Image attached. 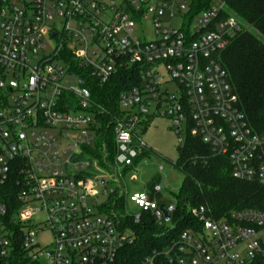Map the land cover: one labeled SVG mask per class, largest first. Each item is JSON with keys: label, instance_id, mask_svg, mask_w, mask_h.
I'll list each match as a JSON object with an SVG mask.
<instances>
[{"label": "built area", "instance_id": "1", "mask_svg": "<svg viewBox=\"0 0 264 264\" xmlns=\"http://www.w3.org/2000/svg\"><path fill=\"white\" fill-rule=\"evenodd\" d=\"M227 1L0 0V258L12 256L18 235L38 264H118L131 232L89 202L101 173L123 178L147 149L142 130L155 117L170 121L179 146L196 138L227 159L234 180L264 188V131L249 126L217 60L243 30L233 15L221 16ZM145 22L150 41L141 35ZM123 68H134L139 84L118 96L113 169L105 170L89 155L100 125L86 82L104 84ZM154 177L150 193H125L123 216L139 225L147 214L166 237L175 207L160 173ZM7 185L16 189L9 218ZM40 213L43 223L34 221ZM191 215L196 228L141 264H264V207ZM41 226L52 235L43 248L33 245Z\"/></svg>", "mask_w": 264, "mask_h": 264}, {"label": "trees", "instance_id": "2", "mask_svg": "<svg viewBox=\"0 0 264 264\" xmlns=\"http://www.w3.org/2000/svg\"><path fill=\"white\" fill-rule=\"evenodd\" d=\"M192 1L204 7L210 0ZM199 9L194 8L191 16ZM226 15H233L249 30H241L217 60L228 75L240 111L251 129L259 133L264 131V0H228L221 16ZM138 84V73L134 68L117 70L104 84L96 78H87L86 87L94 103L95 120L100 125L96 129L95 149L89 155L101 168L112 164L115 156L113 131L119 114L118 96ZM147 127L142 130L143 134ZM150 154L151 150L143 149L125 173L134 170ZM177 154L174 166L182 174V183L176 193H171L175 210L171 215L172 230L166 237L162 236L163 228L154 224L147 214H142L139 225L123 216L126 204L123 196L111 194L101 206V212L114 215L120 227L129 230L134 239L130 246L118 252V264H141L153 250L175 241L183 231L196 228L197 220L191 215L192 209L203 207L209 211L210 217L220 219L228 217L232 211L264 207V188L256 183L234 180L227 159L214 156L198 139L187 135ZM102 157H105L104 162ZM158 180L152 178L149 193ZM15 195L16 189L9 185L4 197L2 192V200L8 206L7 218L12 213ZM0 264L38 263L31 261L20 248V239L15 235L12 256L0 258Z\"/></svg>", "mask_w": 264, "mask_h": 264}, {"label": "rangeland", "instance_id": "3", "mask_svg": "<svg viewBox=\"0 0 264 264\" xmlns=\"http://www.w3.org/2000/svg\"><path fill=\"white\" fill-rule=\"evenodd\" d=\"M29 2L30 0H25ZM174 27H178V22H174ZM243 30H249L243 26ZM140 35V34H139ZM141 35L145 40L150 41L153 39V28L149 22H145ZM73 81H69V84H73ZM173 89V86H169ZM183 134H181V137ZM142 141L146 148L151 150V154L141 161L134 170L126 172L123 178H118L115 174L101 173V178L105 182L104 187L95 186L94 189L98 192V196L95 202H89V205L94 208L103 205L107 199L112 195L125 196V193H148L151 180L155 175L161 176V184L169 193H176L182 183V174L173 168V164L177 160L178 151V138L175 130L171 127V123L168 119L155 117L153 118L146 131L142 135ZM106 166V165H105ZM112 167V164L106 166ZM162 167V172H159V168ZM113 169V167L111 168ZM110 169V170H111ZM104 193V194H103ZM111 195V196H112ZM96 204V205H95ZM93 211H95V209ZM130 212H136V209L130 207ZM35 222L43 223L44 217L40 213L35 217ZM40 231L35 236L34 244H38L41 248L48 246L52 241L51 232L41 226Z\"/></svg>", "mask_w": 264, "mask_h": 264}, {"label": "water", "instance_id": "4", "mask_svg": "<svg viewBox=\"0 0 264 264\" xmlns=\"http://www.w3.org/2000/svg\"><path fill=\"white\" fill-rule=\"evenodd\" d=\"M97 183L100 185V186H104V181L103 180H98ZM164 215H165V220L167 221L168 220V216L167 214L164 212Z\"/></svg>", "mask_w": 264, "mask_h": 264}]
</instances>
